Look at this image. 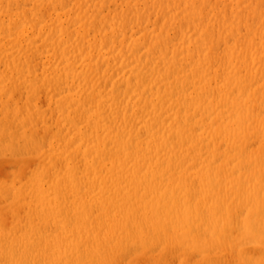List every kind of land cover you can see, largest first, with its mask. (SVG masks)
Returning a JSON list of instances; mask_svg holds the SVG:
<instances>
[{"label": "bare ground", "instance_id": "6f19581e", "mask_svg": "<svg viewBox=\"0 0 264 264\" xmlns=\"http://www.w3.org/2000/svg\"><path fill=\"white\" fill-rule=\"evenodd\" d=\"M0 264H264V0H0Z\"/></svg>", "mask_w": 264, "mask_h": 264}]
</instances>
